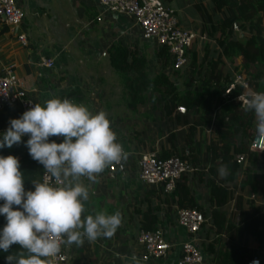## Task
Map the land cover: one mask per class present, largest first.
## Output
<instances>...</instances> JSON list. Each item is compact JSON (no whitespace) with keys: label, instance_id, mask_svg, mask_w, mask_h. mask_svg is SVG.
Segmentation results:
<instances>
[{"label":"crops","instance_id":"0c3cea01","mask_svg":"<svg viewBox=\"0 0 264 264\" xmlns=\"http://www.w3.org/2000/svg\"><path fill=\"white\" fill-rule=\"evenodd\" d=\"M162 1L174 10L180 26L195 33L188 53L193 50L197 52L198 64L205 72L208 61L222 53L223 45L218 43V38H224L220 34L221 21L228 16L229 9H219L213 0ZM17 3L24 13L17 29L11 30L0 18V70L10 63L15 64L27 95L36 103H43L53 96L68 97L76 103L85 104L94 113L105 111L118 141L129 153L126 171L111 172L105 168L103 173L98 174V181L91 184L90 197L85 204V214H93L98 210H106L109 214L120 211L122 225L111 238H99L92 243L85 240L79 247L63 243L62 249L67 255L65 264H125V257L132 256L139 257L141 264H180V243L187 240L190 234L177 223V209L183 201L199 204L205 210L207 222L196 236L201 246L209 236L206 227L211 222L205 187L210 174L202 162H196L194 172L178 180L176 191L165 193L161 188L141 181L137 161L140 153L148 149H158L160 153L174 150L177 153L182 137H187L185 140L189 137L187 132L184 133L185 126L197 119L199 121L200 113L192 109L180 113L175 109L171 115H165L161 110L162 102H155L149 95L144 102L130 107L124 83L110 65L107 55L108 49L120 42L126 46H136L139 54H145L147 66L151 60L159 64L160 45L153 39H144L138 25L129 16L112 11L102 12L97 0H17ZM240 6L250 17L240 20L246 27L239 26L240 21H235L239 28H232V38L257 34L249 25L253 21L260 22V35L264 38V0H241ZM18 32L26 33L29 39L27 46H21L17 41ZM237 49L232 50L230 57L222 55L223 70L231 75L239 72L248 77V73L261 68L257 62L250 63L246 71L241 51ZM102 52L106 53L103 55ZM41 56L52 57L54 65L41 68L37 64ZM261 78L262 81L256 80L262 84L255 87L263 91L264 75ZM21 115L19 104L0 108V134L6 131L10 119ZM171 120L174 121V127L169 129H173L172 134L165 126L166 122L171 124ZM212 124L214 117L208 124L200 122L196 125L192 135L194 141L190 142L193 146L196 144V150L202 149L201 145L205 144L203 136L209 135ZM28 138V135L22 137V143ZM62 139L50 137L57 143L62 142ZM259 154L260 173H264V152ZM193 155L198 160L202 159L200 155ZM82 180L89 183L86 177ZM30 190H34V187ZM238 192L235 187L234 195L222 207L228 216L231 212L234 217L237 215ZM242 194L243 199L251 198L255 205L262 206L263 202L249 189ZM155 226L165 231L173 246L165 257L142 260L137 234L141 229ZM225 240L223 236L221 241ZM250 245L256 246L253 238L250 239Z\"/></svg>","mask_w":264,"mask_h":264},{"label":"trees","instance_id":"16d2710c","mask_svg":"<svg viewBox=\"0 0 264 264\" xmlns=\"http://www.w3.org/2000/svg\"><path fill=\"white\" fill-rule=\"evenodd\" d=\"M213 1L219 9L228 8L229 14L221 21L222 31L220 34H223L224 38L219 36L218 43L223 45L222 53L208 61L205 72L201 70L197 52L194 50L188 53L189 61L183 68L173 69L170 73L165 71V68L171 65V60L168 49L164 45L160 46L158 52L160 69L154 73L149 71L147 56L139 54L136 46H126L117 42L108 49L107 55L110 65L119 75L121 82L124 83L130 107L144 102L149 95L155 102H162L161 110L165 115H171L178 105H184L186 110L192 109L199 112V119L204 124L210 123L214 117L217 138L208 143L202 159L198 160L193 155L196 144L191 146L193 150L190 152L191 160L188 158L193 165L196 162H202L210 174L205 181V187L209 197L207 207L210 209L211 222L206 227V233L209 236L200 247L210 258L209 264H247V261L254 256H258L261 264H264V207L255 205L251 198L243 199L242 194L246 189H249L259 201L263 202L264 199V173H260L261 166L258 164L260 154L248 149L249 140L255 127L254 114L245 111L240 103L229 100V97L224 94L232 75L223 70L221 59L222 55L230 57L232 50L238 48L237 50L241 51L244 59L243 67L247 69L250 63H259L261 68L253 73H248L247 77L250 85L257 89L255 86L261 82L256 79L260 80L264 75V38L260 35V22L253 21L249 25L255 29L257 34L252 33L249 37L233 39L232 23L250 17L249 14L244 12L240 6L241 0ZM240 25L246 27L241 21ZM224 29L226 32H223ZM185 69L188 70L189 75L184 76L182 82L184 88L181 89L174 77L179 76ZM195 84H199L200 87L193 89ZM236 91H239V88L235 90V93ZM200 120L197 119L189 125L192 135ZM0 140H2L1 135ZM240 152L247 153L245 166L236 162L235 155ZM173 153H175L174 150H169L162 152L161 155L165 157ZM0 155L18 157L25 189L30 190L34 187L31 181L32 179L39 180L43 165L31 158L25 143L14 144L11 148L7 146L0 148ZM221 165L227 166L229 172L227 177L219 175L218 169ZM197 172L202 173L201 171ZM177 186L178 182L172 192L176 191ZM235 187L239 192L236 195L238 212L234 217L233 212L228 216L222 207L234 195ZM2 204L3 201H0V205ZM180 205L197 207L206 215L203 207L199 204L194 205V202L182 201ZM5 224L4 215H0V229ZM223 236L226 238L224 242L221 241ZM251 238L256 241L255 247L250 245ZM17 249L18 246L13 245L10 252ZM8 254L0 250V264H7L6 256ZM208 254H211L212 258Z\"/></svg>","mask_w":264,"mask_h":264},{"label":"clouds","instance_id":"9594fccd","mask_svg":"<svg viewBox=\"0 0 264 264\" xmlns=\"http://www.w3.org/2000/svg\"><path fill=\"white\" fill-rule=\"evenodd\" d=\"M238 99L245 111L254 114L256 131L264 135V91ZM0 135V148H11L28 135L29 155L44 168V179H32L34 190H26L19 158L0 155V215L6 219L0 229V250L9 253L7 264H51L46 258L61 252V237L64 244L79 247L85 240L92 243L114 236L123 221L120 211L85 214L98 174L129 156L105 111L94 113L71 98L53 96L10 119ZM50 137L63 139L57 143ZM218 173L227 177V166L221 165ZM13 245L18 249L10 252ZM125 264H141V260L125 257Z\"/></svg>","mask_w":264,"mask_h":264},{"label":"built area","instance_id":"2783aa9c","mask_svg":"<svg viewBox=\"0 0 264 264\" xmlns=\"http://www.w3.org/2000/svg\"><path fill=\"white\" fill-rule=\"evenodd\" d=\"M97 2L102 8V12L112 11L132 18L138 25L144 39H153L160 46H166L170 54L171 68H183L188 63V51L195 33L180 26L174 10L165 6L162 0H97ZM23 17V10L17 0H0V18L11 30L22 23ZM232 28L237 30L239 28L238 23L234 21ZM16 37L21 46L28 45L29 39L25 32H18ZM105 53L102 52L103 55ZM37 64L41 68L52 67L54 59L41 56ZM237 88L239 91L235 93ZM252 91L260 90L253 88L242 73L236 72L232 75L224 94L229 97V100L237 101L242 106L238 97L247 96ZM33 103L36 102L27 95L23 81L16 73L15 64L10 63L3 67L0 70V108L19 104L23 114L24 111L33 106ZM176 110L185 113L186 107L178 105ZM123 148L126 151L124 145ZM248 149L249 151L264 152V135L259 134L255 127L249 140ZM235 158L236 162L240 164L246 163L247 153H237ZM137 165L138 176L141 181L161 188L165 193L174 191L178 180L196 169L186 157L177 153L163 157L158 149H148L141 152ZM127 167L126 159L120 163L113 162L106 168L111 172H124ZM43 174L44 168L40 180L44 179ZM176 218L177 223L190 234L187 240L180 243V264H209L210 262L196 237L207 222V217L203 211L193 206H180L177 209ZM60 239L62 241L61 252L54 257L46 258L51 261V264H65L67 261V255L62 249L63 237ZM136 241L141 249L142 260L165 257L173 246L167 239L165 231L159 226L141 229L137 234ZM253 261H258L261 264L258 256L249 259L247 264H253Z\"/></svg>","mask_w":264,"mask_h":264},{"label":"rangeland","instance_id":"374dc122","mask_svg":"<svg viewBox=\"0 0 264 264\" xmlns=\"http://www.w3.org/2000/svg\"><path fill=\"white\" fill-rule=\"evenodd\" d=\"M17 29V28H16ZM16 32H17V30H16ZM151 59V58H150ZM148 68H149V71L151 72V73H154V72H156L157 70H159L160 69V64H157V62L156 61H154V60H151L150 62H149V64H148ZM171 70H173V68H171V66L169 65L167 68H165V71L166 72H168V73H170L171 72ZM189 75V72H188V70H183L182 72H181V74L179 75V76H175L174 77V80L176 81V82H178L179 84H180V86H181V89L182 88H184V85L182 84V82H183V78H184V76H188ZM120 80V79H119ZM119 80H117V82H119ZM200 86H199V84H195V85H193V89H198ZM145 108H146V106H145ZM189 112V111H188ZM184 115H186V114H184ZM190 121L189 122H191V119H189ZM200 122H202V120H200ZM172 123L174 124V121L173 120H171V124H169L168 122H166L165 123V126L167 127V129L169 130L170 128H173L174 126L172 125ZM189 124V123H188ZM190 125V124H189ZM173 130V129H172ZM172 130H169V132H170V134H172ZM181 133H182V130L180 131ZM185 132H187L186 134L190 137H188V139L187 140H185L187 137H185V139H184V137H182V141H180V145L179 146H181L179 149H177V154H180L181 155V153L183 154L182 156L184 157L186 154V158L188 159H190L191 160V150H192V148H191V146H193V145H191L192 143H190V142H192L193 141V138L191 137V133H190V126H185V130H184V133ZM184 136H185V134H184ZM217 127H216V125L215 124H212V126H211V128H210V132H209V135L207 136V135H204L203 136V139H202V141L203 142H205V144L203 143V145H201V147H202V149L200 150V149H198V150H196V152H194L195 153V155L196 156H203V152H204V148H205V146H207V144L211 141V140H213L214 138L216 139L217 137ZM177 138V137H176ZM171 139V138H170ZM193 151V150H192ZM188 159V160H189ZM262 207H264V199H263V204H262ZM207 259L209 260V258L207 257Z\"/></svg>","mask_w":264,"mask_h":264}]
</instances>
